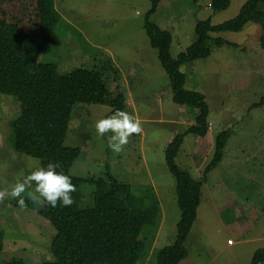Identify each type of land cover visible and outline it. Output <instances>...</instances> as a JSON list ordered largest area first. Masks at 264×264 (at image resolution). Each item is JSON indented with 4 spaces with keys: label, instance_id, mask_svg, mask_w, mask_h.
Wrapping results in <instances>:
<instances>
[{
    "label": "rangeland",
    "instance_id": "1",
    "mask_svg": "<svg viewBox=\"0 0 264 264\" xmlns=\"http://www.w3.org/2000/svg\"><path fill=\"white\" fill-rule=\"evenodd\" d=\"M246 1L230 0L227 10L214 14L208 7L211 0H160L149 22L170 33V55L176 59L196 41L197 22L229 21ZM149 8L148 0H55L67 26L57 27L47 55H37V62L56 64L60 75L78 68L101 71L109 92L124 95V111L141 121L143 132L117 154L95 128L112 110L76 105L74 110L81 109L82 115L73 114L63 143L80 149L70 176L97 180L108 173L130 186L138 206L147 208L157 201L156 225L137 264H154L156 254L175 242L180 212L164 152L175 136L193 126L197 115L172 103L168 77L143 29ZM259 34L252 23L239 33L212 34L234 47L210 46L209 58L179 68L185 89L204 96L209 127L205 138L183 137L177 167L201 181L213 158L215 138L226 130L231 134L221 164L206 174L197 218L185 242L187 257L179 264H250L255 251L264 247V107L251 109L264 95ZM18 112L13 97L0 95V190L39 168L38 160L12 149L9 124ZM93 191L88 184L81 186V208L91 205ZM16 201L6 197L0 203V264L14 258L27 264L52 260L54 229L32 208L15 206Z\"/></svg>",
    "mask_w": 264,
    "mask_h": 264
},
{
    "label": "trees",
    "instance_id": "2",
    "mask_svg": "<svg viewBox=\"0 0 264 264\" xmlns=\"http://www.w3.org/2000/svg\"><path fill=\"white\" fill-rule=\"evenodd\" d=\"M148 1L150 8L143 29L168 77L172 103L197 111L193 126L175 136L164 152L165 166L175 180L180 218L174 244L160 250L154 264H179L187 257L185 242L197 218L206 174L221 164L231 137L226 130L215 138L213 158L201 181H194L177 167L175 159L183 137L205 138L209 114L204 96L185 89V75L179 68L209 58L210 46L234 47V44L213 38L212 34L239 33L249 23L259 27L258 45L264 52V0H247L233 19L219 25H212L210 19L197 22L194 27L196 41L176 59L170 55V33L149 22L160 0ZM229 5L230 0H211L208 7L217 14L227 10ZM62 23L65 24L55 9V0H0V95L13 97L19 109L18 116L9 124L12 149L38 160L39 168H46L49 162L56 163L60 165L57 172L70 176L69 168L78 159L80 149L65 147L63 143L73 114L78 111L79 116L82 115L81 109L74 110V107L107 106L113 114L125 110V97L121 92H109L99 70L78 68L60 75L56 64L37 62L38 54L47 55L52 50L55 30ZM262 107L264 95L251 109ZM70 177L77 189L72 193L74 203L70 207L60 204L40 207L26 200V208L36 211L55 231L49 243L52 260L40 264H137L145 241L156 225L157 201L147 208L138 206L130 186L108 173L97 180ZM84 184L94 188L92 203L87 208L79 206ZM15 206L19 207L17 201ZM2 239L0 233V252ZM261 263H264V247L255 251L250 264ZM4 264L27 263L14 258Z\"/></svg>",
    "mask_w": 264,
    "mask_h": 264
},
{
    "label": "clouds",
    "instance_id": "3",
    "mask_svg": "<svg viewBox=\"0 0 264 264\" xmlns=\"http://www.w3.org/2000/svg\"><path fill=\"white\" fill-rule=\"evenodd\" d=\"M95 128L100 137L107 136L109 148L117 154L130 143L131 137L143 132L141 121L135 115L122 110L98 120ZM58 167L60 165L49 162L46 168L40 167L10 188L0 190V203L10 197L17 200L21 210L27 207L26 199L40 207L45 204L52 207L58 204L70 207L74 203L72 193L77 189L70 176L56 171Z\"/></svg>",
    "mask_w": 264,
    "mask_h": 264
},
{
    "label": "crops",
    "instance_id": "4",
    "mask_svg": "<svg viewBox=\"0 0 264 264\" xmlns=\"http://www.w3.org/2000/svg\"><path fill=\"white\" fill-rule=\"evenodd\" d=\"M211 125V124H210ZM223 158H224V156H223ZM223 158H222V160H223ZM222 162V161H221Z\"/></svg>",
    "mask_w": 264,
    "mask_h": 264
},
{
    "label": "bare ground",
    "instance_id": "5",
    "mask_svg": "<svg viewBox=\"0 0 264 264\" xmlns=\"http://www.w3.org/2000/svg\"><path fill=\"white\" fill-rule=\"evenodd\" d=\"M209 127V126H208Z\"/></svg>",
    "mask_w": 264,
    "mask_h": 264
}]
</instances>
